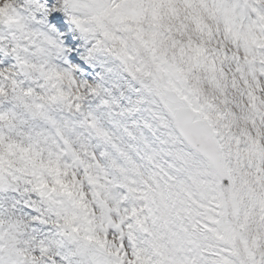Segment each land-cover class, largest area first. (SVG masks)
Wrapping results in <instances>:
<instances>
[{
    "label": "snow or ice",
    "instance_id": "obj_1",
    "mask_svg": "<svg viewBox=\"0 0 264 264\" xmlns=\"http://www.w3.org/2000/svg\"><path fill=\"white\" fill-rule=\"evenodd\" d=\"M0 264H264V0H0Z\"/></svg>",
    "mask_w": 264,
    "mask_h": 264
}]
</instances>
